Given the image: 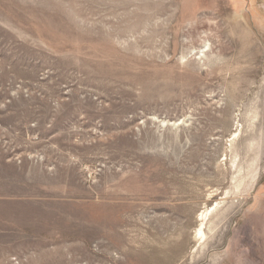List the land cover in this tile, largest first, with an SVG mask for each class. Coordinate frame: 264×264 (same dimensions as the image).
I'll return each mask as SVG.
<instances>
[{"label": "rangeland", "instance_id": "374dc122", "mask_svg": "<svg viewBox=\"0 0 264 264\" xmlns=\"http://www.w3.org/2000/svg\"><path fill=\"white\" fill-rule=\"evenodd\" d=\"M0 264H264V0H0Z\"/></svg>", "mask_w": 264, "mask_h": 264}, {"label": "bare ground", "instance_id": "6f19581e", "mask_svg": "<svg viewBox=\"0 0 264 264\" xmlns=\"http://www.w3.org/2000/svg\"><path fill=\"white\" fill-rule=\"evenodd\" d=\"M200 233L202 234V232L200 231Z\"/></svg>", "mask_w": 264, "mask_h": 264}]
</instances>
